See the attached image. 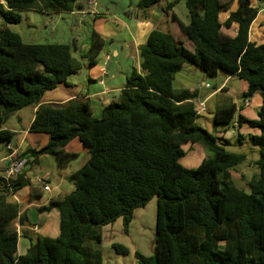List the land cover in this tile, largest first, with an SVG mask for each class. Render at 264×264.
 <instances>
[{"label":"trees","instance_id":"1","mask_svg":"<svg viewBox=\"0 0 264 264\" xmlns=\"http://www.w3.org/2000/svg\"><path fill=\"white\" fill-rule=\"evenodd\" d=\"M0 5V149L12 144L16 133L5 124L19 111L36 108L30 134L45 135L48 142L16 153L9 163L27 160L25 169L54 157L64 170L79 157L68 146L79 141L89 162L68 181L75 190L49 201L39 213L57 210L60 233L55 239L30 238L18 255L19 239L28 217L10 197L28 187L31 199L43 189L33 187L26 172L15 178L0 176V264H104L100 250L86 248L102 242L100 229L122 219L125 232L137 209L157 199L155 256L138 252V264H264V44L250 40L259 15L251 0H186L190 23L185 25L168 3L164 14L177 23L195 46L188 50L170 31L153 29L139 47L140 66L133 68L118 101L94 116L91 101L73 99L65 105L43 104L48 92L82 70L67 44H27L8 25L21 22V12L47 16L73 13L78 0H4ZM165 0H139L142 12L162 6ZM236 2L237 9L232 11ZM229 13L222 21L221 16ZM234 25L235 36L225 33ZM105 41L92 32L86 54L94 67ZM186 65L216 77L233 76L248 88L244 100L260 95L258 119L236 116L237 105L224 90L216 96L214 123L231 127L248 124L260 130L251 136L258 151V174L239 188L231 170L247 160L229 151L198 121L199 92L175 89L174 81ZM226 128V130H227ZM225 130V129H224ZM199 145L212 156L195 169L181 164L185 145ZM10 151V150H9ZM24 169V170H25ZM40 191V193H37ZM19 221L21 229L14 227ZM119 255L128 248L113 244Z\"/></svg>","mask_w":264,"mask_h":264},{"label":"rangeland","instance_id":"2","mask_svg":"<svg viewBox=\"0 0 264 264\" xmlns=\"http://www.w3.org/2000/svg\"><path fill=\"white\" fill-rule=\"evenodd\" d=\"M252 6L261 9L263 0H251ZM139 0H98L99 6H96V10L100 14H110L107 17L108 23L111 24L113 31L107 36H113L114 44L113 46L121 49L122 44H125V50L121 51V56L115 58L111 55V61L107 62V69L112 76H116V81L113 82L116 86H123L126 84L127 77L131 74L134 64L135 55L133 51V45L131 43H125L129 36L128 32L134 33L138 29V20L146 18L148 20V25L150 29H162L164 31H170L175 34L183 45L190 51L195 52L194 44L183 34H179L178 26L176 23L172 22L169 17H167L162 8L165 9L168 3H174L175 7L173 12L177 15L180 21L184 24L190 23L189 12L186 7V0H165L162 6L155 7L147 12H142L138 9ZM85 10L75 8L74 13L47 16L33 11H23L21 12V22L18 24L8 25V28L19 34L23 42L27 44H67L72 47V56L82 64V70L77 74L72 75L68 78V83L76 85L74 89H65L61 86L56 91L48 92L45 99L56 97L58 94L62 93L64 97L70 95H76L82 93L85 95L89 88L93 90L101 91L103 87L98 85H91L89 82V76L94 68L89 65V61L86 58V54L90 47V39L93 31H96L95 18L93 13H87L88 9ZM79 11V12H78ZM81 12V13H80ZM80 13V14H78ZM153 13L161 20L160 22L150 19V14ZM146 16H149L146 17ZM131 27H127L129 25ZM130 29V30H129ZM109 31V30H108ZM110 40V39H109ZM108 40V41H109ZM103 56V55H102ZM101 56V57H102ZM222 75V74H220ZM109 76V77H110ZM108 77H105L107 80ZM203 79L206 84L201 85ZM242 80H237L233 84L235 90L236 98L238 97L240 101L244 99L239 88V83ZM122 84V85H120ZM208 84V85H207ZM219 84V79L216 77L209 76L192 65H186L183 70L177 74L176 80L174 81V88H190L198 90L201 98L199 103H202L205 98L211 92H214V87ZM118 101L119 94H115V98L111 97V100ZM213 100L206 103V107L209 108L208 112H204L201 116L209 118V121H198L199 125L211 133L217 138L219 145H225L221 132L226 129V126H217L214 123L212 112L214 110ZM32 108H26L15 115H13L10 120L5 124V128L14 131L16 136L12 145H15L17 140L22 136V134L29 128L32 116ZM101 118V117H97ZM77 141V140H76ZM78 142V141H77ZM250 144V142H248ZM250 147H253L250 144ZM229 151L238 152L237 147L226 146ZM184 151L187 153L186 157L180 162L181 164L190 169H195L198 164L205 158H210L212 154L204 148L193 146L191 144L185 145L183 147ZM246 149L248 147L246 146ZM73 150V147L71 148ZM257 155L253 156L251 153L249 155L250 160H255ZM90 160V154L87 152H80L79 157L72 161L70 165L64 170H56L55 176L59 177L61 174L65 177L63 178V185L61 190L63 194H71L75 187L70 184L68 177L82 169ZM242 167V166H240ZM38 169V168H37ZM36 170V169H35ZM33 170V171H35ZM237 169L231 170L233 174L234 181L239 188L248 190L245 183L239 180L236 176ZM30 171L28 176L33 178L34 172ZM253 174H258L257 168L253 169ZM57 185V181L52 178L51 186L54 188ZM42 187V186H41ZM43 189V187H42ZM24 191L28 188L23 189ZM43 195L45 196L44 201H46L50 194L43 190ZM156 209H157V199L154 198L145 208L137 209L134 212L132 223L130 224L128 231L125 232L123 220L119 219L115 223L104 226L100 229L102 236V242L100 245L96 243H89L86 248L91 250H100L103 255L104 264H138L135 253L138 252L146 257L155 256V233H156ZM19 249L21 252V244L24 243L23 239L20 238ZM113 244L122 245L129 250L128 255H119L112 248Z\"/></svg>","mask_w":264,"mask_h":264},{"label":"crops","instance_id":"3","mask_svg":"<svg viewBox=\"0 0 264 264\" xmlns=\"http://www.w3.org/2000/svg\"><path fill=\"white\" fill-rule=\"evenodd\" d=\"M87 2L88 0H78V3L80 4L79 9L82 10L81 12L85 13L84 12L85 10L83 9H85L86 7L88 9L87 13H90V12L93 13V16L95 18L94 19L95 25H97L96 32L99 33L105 41L104 49L102 53L100 54V56L98 57L96 65L93 67L94 71H91V74L89 76V82L91 83V85H98L100 87H103V89L101 91H97V90H93V88H89L88 92L85 95L80 93V94L70 95L66 97H64L62 93H60L56 97L48 98V99H45L47 96L46 94L43 99V104L65 105L67 102L73 99L87 98L91 101L94 116L97 118V117H102V110L105 106L115 101L113 99L111 100V97L115 98V94L117 93L120 95V92L123 89L122 88L123 86H116L115 84H113V82H115L117 78L114 74L110 76L108 69H107V65H108L107 62L111 61V55H113L115 58H119L121 56V51L123 52L126 46L125 44L124 46L122 44L121 49L117 48L116 46L114 47L113 46L114 40L113 38H111L113 36H107L111 34L110 31H113L111 27H108L109 25L111 26V24L108 23V19H110L113 16H109L110 14H100L99 11L96 10V8L90 9L87 5ZM0 5L5 6V1L0 0ZM236 9H237V4L235 2L232 8V11H235ZM62 15L63 14H61L60 16ZM228 16H229V13L223 14L221 16L222 21H225L228 18ZM107 17H110V18H107ZM146 17L149 18V16H146ZM158 17L159 16L153 13L150 14V19L160 22L161 20ZM148 24L149 23H148V20H146V18L142 20H138V29L136 31V35L134 33H131L130 31L128 32L129 38L125 43H131L133 45V51L135 55V64L133 68H139L140 66L139 47L142 46L146 42L149 34L153 30V29H150V25ZM127 27L128 28L131 27L130 24L125 26L126 30H127ZM224 31L225 33L231 36H235L237 32V26L234 25L230 30L224 29ZM178 32L179 34H182V32L179 29V26H178ZM173 35L175 36V38H177L175 34ZM250 40L253 43H256L258 45L264 44V13L259 12L257 19L253 23L251 30H250ZM220 74L216 76V78L219 79V84L214 87V92H211L210 94H208V96L203 101L206 104L209 101L213 100L214 102L213 103L214 110L212 112L213 117H214V112L216 109V99L215 98L218 93L226 90L227 94L233 98L234 102L237 105V108H238L237 114H236L237 117L242 116L248 121L257 120L258 112L260 111L262 104H263L262 97L257 94L253 96L251 99H248V100L243 99L242 101H240L238 97L236 98L235 93L237 92H235L233 88V84L236 83L238 78L233 77V76H228L225 74H222V75ZM105 77H108V79L105 80ZM240 82H241L239 83L240 92L242 96H244V94L247 91L248 86L244 81H240ZM205 84L206 82L203 79L201 85L203 86ZM61 86L65 89L76 88V85L72 83H68V86L66 85H61ZM61 86H59L58 88H61ZM58 88L56 90H58ZM181 89H188L190 91H196L195 89H190V88H181ZM200 98H201V95L199 93V97L197 100L199 101ZM208 110L209 108L207 107L206 112H208ZM31 111H32V116H31V122H30L29 128L17 140L15 145H12V144L10 145V147L12 148V151H14L15 153L23 152L24 150L29 149V148L39 150L40 148L45 146L48 142V137L45 135L30 134L29 129L33 122L34 113L36 111V108H32ZM201 115L199 117V121H201V119L204 121H209V118H206L205 116H201ZM220 135L222 136V139H224L228 143L227 145L229 147H237L236 150H239V151L236 153H244L247 155V160L242 165H240L242 167L240 166L237 167L238 170L235 172L237 178H239L240 181L245 183L247 187V183L255 175H257V174H253V176H251L253 173V169L257 168L255 164H256V161L258 160L257 149H255L254 147H250V144H251L250 137L259 136L260 130L257 128H252L248 124L238 125L237 120H236L231 127L227 128V130L226 129L223 130ZM248 142H250V144ZM193 146L201 147L199 145H193ZM246 146L248 147V149H246ZM72 147H73V150H71ZM67 150L69 152L77 153V154L85 151L79 141L72 142L68 146ZM12 151H9L7 148L0 149V176L1 177H6V171L8 167L10 166V163L8 161L11 157ZM251 153L253 154V156L257 155V158L255 160L249 159V155ZM202 161L198 164V166L202 163ZM56 170L60 171L61 169L57 166V163L54 157L52 156H44L40 159V162L38 165L24 170V172H26L27 177L30 180V183L31 185H33V187H38L39 189H42L43 185L38 183L39 179H43L46 182V184L49 186V190L45 191L43 189L45 192H48L50 194V197L46 201H44L45 199V196L43 195L44 193H42V196L40 198H36L32 200L30 197V189L28 187H26L28 188V190L24 191L22 189L10 197V200L12 202L18 203L22 206V210H21L22 213L26 214L28 217V223H25L24 227L22 228V230L26 233L27 238L21 237L24 240L23 241L24 243L20 245L21 252L18 251V255H23L26 253V251L28 250L31 244L30 238L35 239L36 237L40 236L44 238L55 239L59 236V233H60L59 212L57 210H52L51 212H44V213L38 212V209L42 206L48 205L51 199L59 197V196H65V194H63L61 190V187L63 185V178L65 179V177L67 176H63L61 174L59 177H56L55 176ZM30 171L34 172L33 178H30L28 176V173ZM52 178H54V180L57 181V185L54 188L51 186ZM37 193H40V191H37ZM13 225L17 229H21L19 221H15ZM19 243H20V240H19Z\"/></svg>","mask_w":264,"mask_h":264},{"label":"built area","instance_id":"4","mask_svg":"<svg viewBox=\"0 0 264 264\" xmlns=\"http://www.w3.org/2000/svg\"><path fill=\"white\" fill-rule=\"evenodd\" d=\"M97 4H98V0H88V2H87V5L90 9H94L97 6ZM259 12L264 13V1L262 3V7H261ZM195 102L197 105V114L198 115H201L207 111V107H206L204 102L199 103L198 100H196ZM8 150L12 151V148L9 146ZM15 154L16 153L14 151H12L10 159H12V157ZM26 166H27V160L26 159H23L21 161H13V163L10 164V166L8 167V169L6 171V177L5 178L17 177L20 173H22L24 171ZM38 183L43 185V189L45 191L49 190V186L46 184V182L43 179H39Z\"/></svg>","mask_w":264,"mask_h":264}]
</instances>
